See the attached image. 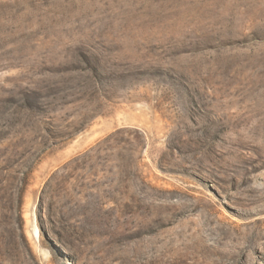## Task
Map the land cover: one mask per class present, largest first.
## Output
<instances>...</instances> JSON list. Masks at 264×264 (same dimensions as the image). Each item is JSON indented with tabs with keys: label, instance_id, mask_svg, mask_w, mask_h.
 <instances>
[{
	"label": "rangeland",
	"instance_id": "rangeland-1",
	"mask_svg": "<svg viewBox=\"0 0 264 264\" xmlns=\"http://www.w3.org/2000/svg\"><path fill=\"white\" fill-rule=\"evenodd\" d=\"M0 264H264V0H0Z\"/></svg>",
	"mask_w": 264,
	"mask_h": 264
}]
</instances>
